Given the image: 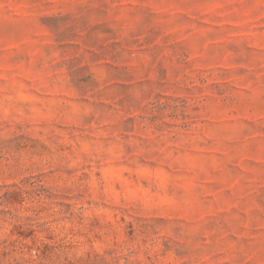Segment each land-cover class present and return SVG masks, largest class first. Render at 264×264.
Masks as SVG:
<instances>
[{"label":"rangeland","instance_id":"1","mask_svg":"<svg viewBox=\"0 0 264 264\" xmlns=\"http://www.w3.org/2000/svg\"><path fill=\"white\" fill-rule=\"evenodd\" d=\"M0 264H264V0H0Z\"/></svg>","mask_w":264,"mask_h":264}]
</instances>
